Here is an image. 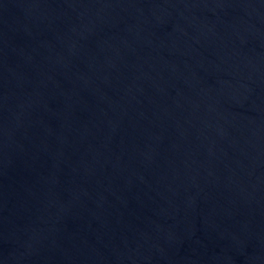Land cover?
<instances>
[{
  "label": "water",
  "instance_id": "1",
  "mask_svg": "<svg viewBox=\"0 0 264 264\" xmlns=\"http://www.w3.org/2000/svg\"><path fill=\"white\" fill-rule=\"evenodd\" d=\"M14 264H264V0H121Z\"/></svg>",
  "mask_w": 264,
  "mask_h": 264
}]
</instances>
